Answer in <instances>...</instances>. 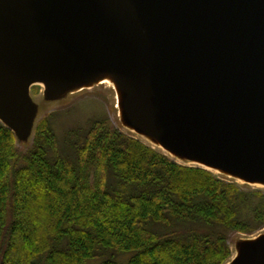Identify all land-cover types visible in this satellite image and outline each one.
Segmentation results:
<instances>
[{"label":"water","instance_id":"water-1","mask_svg":"<svg viewBox=\"0 0 264 264\" xmlns=\"http://www.w3.org/2000/svg\"><path fill=\"white\" fill-rule=\"evenodd\" d=\"M106 75L131 128L264 181V0H0V122L18 137L32 85L56 97ZM259 238L230 264H264Z\"/></svg>","mask_w":264,"mask_h":264},{"label":"trees","instance_id":"trees-1","mask_svg":"<svg viewBox=\"0 0 264 264\" xmlns=\"http://www.w3.org/2000/svg\"><path fill=\"white\" fill-rule=\"evenodd\" d=\"M66 145L47 116L24 155L0 122V264H227V231L264 228L263 189L181 165L109 119Z\"/></svg>","mask_w":264,"mask_h":264},{"label":"rangeland","instance_id":"rangeland-1","mask_svg":"<svg viewBox=\"0 0 264 264\" xmlns=\"http://www.w3.org/2000/svg\"><path fill=\"white\" fill-rule=\"evenodd\" d=\"M101 81H104V83L100 84ZM36 86V88L30 91V96L36 109L32 130L28 136L17 138V147L22 154H27L32 147L37 124L47 116H51L52 127L57 134L60 149L62 150H66L67 136L73 131L89 127L94 120L109 119L115 128L119 129L121 132L140 140L144 144L168 156L171 160L181 165L197 167L188 160L179 157L173 159L148 136L143 137L133 131V128L125 122L121 114V109L118 107L117 83L110 75H106L104 78L92 82L90 88L80 86L56 97L49 95L47 88L43 87L41 84H37ZM215 175L221 179L236 182L244 189L264 190V188L240 183L233 177L224 174L216 173ZM261 235H264V228L251 235L227 231L231 257H233L235 251H239L241 243L253 241ZM133 254L134 253L117 254L115 259L119 262L128 261ZM107 257L108 256L104 259ZM101 262V258H97L87 262V264H100ZM227 264H230V262Z\"/></svg>","mask_w":264,"mask_h":264},{"label":"bare ground","instance_id":"bare-ground-1","mask_svg":"<svg viewBox=\"0 0 264 264\" xmlns=\"http://www.w3.org/2000/svg\"><path fill=\"white\" fill-rule=\"evenodd\" d=\"M101 78H104V76H101V77H99V76H96L95 78H93L90 82H88L87 84H85V87H87V88H90V85H91V83L92 82H95V81H98V80H100ZM104 83V81H101L100 82V84H103ZM38 84H41L43 87H45V88H47L46 87V84L45 83H38ZM37 84H34V85H32L31 86V89H30V91L32 90V89H34V88H36L37 86H36ZM35 86V87H34ZM116 90H117V93H118V99H119V105H118V107L121 109V111H122V113H123V111H124V101H125V98H124V91H123V89L120 87V86H116ZM133 131L135 132V133H137V134H139V135H141V136H143V137H145L146 135L142 132V131H139V130H136V129H133ZM17 136V135H16ZM17 138H18V136H17ZM134 138V137H133ZM151 140H153L163 151H165V153H167L170 157H172L173 159H176V154L175 153H173V152H171V151H169L168 149H166L164 146H162L159 142H158V140L157 139H155L154 137H152V138H150ZM192 164H194L195 166H197V167H200V168H203V169H206V170H208V171H210V172H212V173H214V174H224V175H227L224 171H222V170H217V169H215V168H213V167H210V166H208L207 164H205L204 162H202V161H198V160H192V161H190ZM227 176H230V175H227ZM230 177H233L234 179H236L238 182H240V183H243V184H248V185H250V186H254V187H260V188H264V181H247V180H245V179H242V178H240V177H238V176H230ZM257 239V238H256ZM260 239V238H259ZM255 240V239H254ZM258 240V239H257ZM239 256V251H235L234 252V255H233V257H232V259L231 260H235V259H237V257ZM231 262V261H230Z\"/></svg>","mask_w":264,"mask_h":264}]
</instances>
